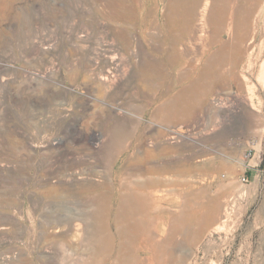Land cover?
I'll return each instance as SVG.
<instances>
[{
  "label": "rangeland",
  "instance_id": "rangeland-1",
  "mask_svg": "<svg viewBox=\"0 0 264 264\" xmlns=\"http://www.w3.org/2000/svg\"><path fill=\"white\" fill-rule=\"evenodd\" d=\"M211 3L0 0V264L91 262L85 228L100 221L118 264L128 216L189 200L215 202L219 222L174 264H264V0H228L219 40ZM249 162L259 176L243 186ZM76 171L111 205L146 207L100 220L93 194L70 191Z\"/></svg>",
  "mask_w": 264,
  "mask_h": 264
},
{
  "label": "bare ground",
  "instance_id": "bare-ground-1",
  "mask_svg": "<svg viewBox=\"0 0 264 264\" xmlns=\"http://www.w3.org/2000/svg\"><path fill=\"white\" fill-rule=\"evenodd\" d=\"M201 1V0H200ZM181 2V1H180ZM228 0H213V6H212V10H211V13L209 15V22H211V24L215 27V31L213 32V37L214 39L218 36V29L223 25V17L225 15V8H226V4H227ZM173 3V1H172ZM170 4L169 5V10L170 11H173L175 9V3L173 4ZM179 3V2H178ZM183 3V2H182ZM199 3V1H198ZM177 4V3H176ZM180 4V3H179ZM178 4V5H179ZM194 4V3H193ZM209 4V0H206V6H208ZM195 5V4H194ZM229 5V4H228ZM231 5V4H230ZM181 8H184L181 7ZM180 8V9H181ZM207 7H205V12H206V9ZM179 9V8H178ZM176 9V10H178ZM204 11V10H203ZM174 14V13H173ZM187 14V13H186ZM184 15V14H183ZM194 15V14H193ZM191 16V15H190ZM185 17V16H184ZM186 18V17H185ZM187 19V18H186ZM184 19V20H186ZM186 22V21H185ZM188 23V22H187ZM187 26V25H186ZM218 39V38H217ZM215 39V40H217ZM219 40V39H218ZM177 41V40H176ZM175 41V42H176ZM218 42V41H217ZM173 46V45H172ZM175 46V45H174ZM175 49V48H174ZM173 49V50H174ZM234 49V48H233ZM217 56V55H216ZM216 56L213 57V59L211 61L213 62H216ZM220 56V55H219ZM218 59V58H217ZM218 63V61H217ZM221 63V62H220ZM223 63V62H222ZM111 72V71H110ZM107 76V75H106ZM106 76H104L106 78ZM102 77V76H101ZM105 80V81H106ZM116 82V81H115ZM198 93V92H197ZM197 95V94H196ZM229 98V97H228ZM230 102L232 103V109H238V104H239V101L237 100V98H229ZM172 102V101H171ZM167 105V104H166ZM172 105V104H171ZM252 107H253V103L250 104ZM172 107V106H171ZM169 107V108H171ZM175 107V106H174ZM172 107V110L175 108ZM193 108V107H192ZM222 108H225V106H223ZM167 109V108H166ZM170 109V111H172ZM182 110V109H181ZM184 112V111H183ZM188 112V111H187ZM183 115V114H182ZM178 116V115H177ZM172 119V118H171ZM176 120V119H175ZM181 130V129H180ZM185 131V130H184ZM180 135V133H178ZM95 138V137H94ZM50 144V142H49ZM37 146V145H35ZM45 146V145H44ZM47 146V145H46ZM44 148V147H43ZM240 165L242 167H244L245 165V160H241L240 161ZM69 175V174H68ZM71 177H69V181H66L68 183H70V191H74L76 193H82V194H93V196L91 197V202L89 203H92V205L94 206L95 208V211H94V215L99 218L101 220L102 217H104L107 212L112 209V210H116V214L118 217H121L124 215V213L128 210L131 211V210H138V209H144L143 208V204L145 203H140L141 198H138V194H128V195H122V194H118L116 199H115V203L114 205H111L109 203V199H110V196L109 195H106L104 193H99V192H96L95 190V185H94V181L92 179V177L90 176V173L88 172H72ZM102 184V183H101ZM109 185V184H108ZM107 190V189H106ZM138 195V196H137ZM4 198V197H2ZM6 198V197H5ZM5 200V199H4ZM8 200V199H7ZM9 201V200H8ZM87 201V200H86ZM8 204V202H6ZM7 204H5L7 206ZM4 206V205H3ZM9 206V205H8ZM142 207V208H141ZM145 207H146V204H145ZM12 208V207H11ZM78 208V207H77ZM86 209V208H85ZM78 211V210H77ZM79 213V212H78ZM231 213V212H230ZM128 214V213H127ZM132 215V214H131ZM77 216V215H76ZM204 217V216H203ZM202 217V218H203ZM9 218V219H8ZM7 219L10 220L9 222H11V224L13 223L12 222V219L10 217H8ZM76 219L78 217H75ZM83 218V217H82ZM205 218V217H204ZM226 218H229V217H226ZM84 219V218H83ZM204 220V219H203ZM227 220V219H226ZM225 220V221H226ZM77 221V220H76ZM85 222V221H84ZM6 223V222H4ZM3 223V224H4ZM98 224H96L97 226L96 227H93L91 225H88L86 226L85 228V235H84V240L87 241L90 245L92 246H97L98 247V253L96 254V256L94 258H92L91 262H89V260H87L89 257L88 255H83L80 260L82 261L81 264H104V259H103V256H104V253L107 251V249L110 248V245L112 244L113 242V238L106 234V230L101 227L103 226V222L100 221V222H96ZM1 226L0 224V231H4V230H7V227L5 226ZM8 224V223H6ZM63 224V223H62ZM82 224V223H81ZM203 224V223H202ZM75 226L79 229V227L81 228V226L79 224H75ZM76 228V229H77ZM82 230V229H81ZM145 233V232H144ZM145 235V234H143ZM119 237H120V241H121V244H120V250H119V254L117 255L116 257V261L118 262V264H143L144 262H148V264H154V254L156 255V248L154 247V245H149V243L147 242L145 245L143 240L144 238L146 237H141L139 236L138 233H135V231H129V230H124V229H120L119 230ZM148 239V238H147ZM146 240V239H145ZM149 240V239H148ZM139 241H140V244H141V247H140V250L143 251V249H146L148 250V252H150V254L144 259V258H139L137 256H135L134 252L132 251L131 249V246H133L134 243H138L139 244ZM142 244H144L142 246ZM149 245V246H148ZM96 247V248H97ZM94 249V248H93ZM114 249V248H113ZM158 249V248H157ZM49 250V249H48ZM96 250V249H95ZM46 252V250H45ZM43 252V256L45 258H48V255L47 253ZM72 252V250H71ZM77 252V251H76ZM72 255H75V254H72ZM72 257V256H71ZM86 257V258H85ZM68 258V257H67ZM49 259V258H48ZM69 259V258H68ZM157 259V258H156ZM155 259V260H156ZM46 260V259H45ZM146 260V261H145ZM74 261V260H73ZM182 262V261H181ZM184 262V261H183ZM73 263V262H72ZM79 263V262H78ZM162 263V262H161ZM75 264V263H74ZM163 264V263H162Z\"/></svg>",
  "mask_w": 264,
  "mask_h": 264
},
{
  "label": "crops",
  "instance_id": "crops-1",
  "mask_svg": "<svg viewBox=\"0 0 264 264\" xmlns=\"http://www.w3.org/2000/svg\"><path fill=\"white\" fill-rule=\"evenodd\" d=\"M246 166L245 171L251 172L252 177L259 176L256 162H249ZM168 202L167 206L163 205L165 209L158 212L142 210L128 216V226L135 232H150L158 263H182L181 261H185V255L189 254L186 250L194 246L203 233L218 226L219 215L214 210L217 206L215 202L210 201L204 211H193V201L189 200L179 204L184 208L183 211L175 213L169 210V205H173L172 201Z\"/></svg>",
  "mask_w": 264,
  "mask_h": 264
},
{
  "label": "built area",
  "instance_id": "built-area-1",
  "mask_svg": "<svg viewBox=\"0 0 264 264\" xmlns=\"http://www.w3.org/2000/svg\"><path fill=\"white\" fill-rule=\"evenodd\" d=\"M247 167V166H246ZM245 167V169H246ZM240 183L243 186H248L250 184V178L248 177L247 173L244 172V174H242L239 178Z\"/></svg>",
  "mask_w": 264,
  "mask_h": 264
},
{
  "label": "trees",
  "instance_id": "trees-1",
  "mask_svg": "<svg viewBox=\"0 0 264 264\" xmlns=\"http://www.w3.org/2000/svg\"><path fill=\"white\" fill-rule=\"evenodd\" d=\"M248 176H249V177H252V174H251V172H248Z\"/></svg>",
  "mask_w": 264,
  "mask_h": 264
}]
</instances>
